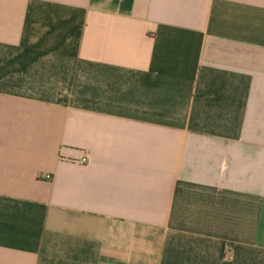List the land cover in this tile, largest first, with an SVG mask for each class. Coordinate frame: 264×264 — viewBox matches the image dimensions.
Wrapping results in <instances>:
<instances>
[{
	"label": "crops",
	"instance_id": "crops-1",
	"mask_svg": "<svg viewBox=\"0 0 264 264\" xmlns=\"http://www.w3.org/2000/svg\"><path fill=\"white\" fill-rule=\"evenodd\" d=\"M0 264H264V0H0Z\"/></svg>",
	"mask_w": 264,
	"mask_h": 264
},
{
	"label": "built area",
	"instance_id": "built-area-1",
	"mask_svg": "<svg viewBox=\"0 0 264 264\" xmlns=\"http://www.w3.org/2000/svg\"><path fill=\"white\" fill-rule=\"evenodd\" d=\"M85 163V160H81L80 162H79V164H84Z\"/></svg>",
	"mask_w": 264,
	"mask_h": 264
}]
</instances>
